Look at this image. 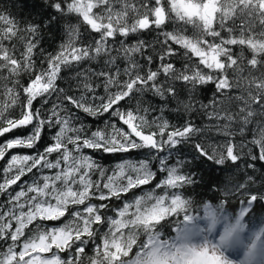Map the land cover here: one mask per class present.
Listing matches in <instances>:
<instances>
[{"label":"snow or ice","instance_id":"snow-or-ice-1","mask_svg":"<svg viewBox=\"0 0 264 264\" xmlns=\"http://www.w3.org/2000/svg\"><path fill=\"white\" fill-rule=\"evenodd\" d=\"M51 7L66 18L64 39L55 53L41 47V24L20 26L0 14V136L31 126L29 135L0 144V159L14 148H35L46 126L56 128L42 151L12 155L3 169L0 194L7 200L0 204V264H85L89 245L92 255L86 264H231L221 243L211 238L193 243L189 238L188 225L196 219L188 212L190 199L168 191L194 183L181 170L184 161L169 166L168 156L158 157L159 171L166 176L155 189L165 192L156 195L153 189L112 207L105 201L149 185L156 173L145 160L119 164L118 172L106 175L82 150L147 148L167 150L170 156L194 137L214 133L223 142L194 143L199 157L217 166L238 165L250 144L259 155L249 152L253 163L245 167L255 170L254 161L264 162V0H57ZM81 25L95 35L85 38ZM144 32L154 33L153 40L125 43ZM84 62H98L102 68L84 69ZM62 73L75 81V89L71 83L59 85ZM22 76L28 77L26 84ZM209 84L214 85L213 98L197 107L195 93ZM178 85L188 92L187 101L180 99ZM101 87L105 95L97 96ZM146 92L165 102L161 114L174 102L173 111L179 112L181 105L189 114L202 110L211 123L201 127L185 119L172 126L162 115L149 120V108L139 99ZM52 96L58 103L45 112ZM38 99L41 106L34 107ZM97 99L98 106L90 103ZM131 100L136 107L122 110L121 102ZM18 105L19 115H10ZM74 109L90 115L110 112L128 130L111 136L97 130L88 136L83 124L77 126ZM153 125L156 131H145ZM249 132L251 140L236 142L237 135ZM94 171L99 172L96 180ZM30 173L34 179L29 183L22 178ZM256 183L254 175L245 173L243 182L229 190L248 196L241 217L257 200L264 201V193L245 191ZM205 207L214 225L215 213ZM174 216L182 218L174 222L175 235L165 238L159 226ZM61 220L59 226L43 223Z\"/></svg>","mask_w":264,"mask_h":264},{"label":"trees","instance_id":"trees-1","mask_svg":"<svg viewBox=\"0 0 264 264\" xmlns=\"http://www.w3.org/2000/svg\"><path fill=\"white\" fill-rule=\"evenodd\" d=\"M57 2V0H0V14L9 16V18L14 19L20 26H25L29 23H37L42 25L41 29V47L50 53H55L58 49L60 43L64 39V25L66 23V18H62L60 14L56 13L55 10L51 7L52 3ZM53 16L56 17V20L52 21L47 27H43L46 21H49ZM72 23H77L76 18H72ZM172 26L169 25L168 29L171 30ZM81 31L84 32L85 38H89L90 35L94 36L95 34H89L84 31V26L81 25ZM154 33L144 32L139 33L135 36H131L125 40V43H135L137 39L153 40ZM247 55V52H246ZM37 61V64L40 63V53L37 50V55L34 57ZM181 61L177 60V67L181 66ZM155 66V65H154ZM153 66V67H154ZM84 69H96L100 70L102 65L98 62H84ZM63 79L58 81L61 87L67 88L69 84H72L73 89H75V81L71 80L67 73L61 74ZM21 83L26 84L28 77L22 76ZM99 83V81H96ZM180 91V99L187 101L188 92L184 89V86H177ZM214 85L209 84L197 90L195 93V99L199 103L208 104L209 101L213 98ZM78 94V93H77ZM97 96H104L105 93L103 88L96 89ZM142 101V107L149 108L147 113L149 120L153 117L161 116L163 119H166L170 122L172 126H180L183 124L185 119H192L197 126L203 127L206 124L211 123L202 110L192 112L191 114L184 112L183 106L180 107V111H173L172 109L176 108L177 105L174 102H169L168 106L164 108L163 113L161 114L158 110L164 105V101L160 100L158 97L153 95L151 92H146L139 97ZM21 101H23V95H21ZM53 103H58L55 96H52L49 100V104L44 106L45 112L51 108ZM94 105H99L100 100L90 101ZM41 100L34 102V107H40ZM121 109L125 110L127 108L136 107V101L131 100L127 102H121ZM156 109L157 111H153ZM19 105L15 109H11L9 114L12 116H18L20 112ZM211 110L210 108L208 109ZM73 112L78 118L76 121L77 126L83 124L85 128V134L90 136L92 132L101 130L106 135L111 136L116 134V130L124 129L127 131V125H124L122 121L119 120L117 116L111 115V113H103L97 115H90L84 113L81 110L74 109ZM115 125V128H113ZM157 129L153 125L151 128H146L145 131H156ZM31 132V126L22 127L13 130L10 133H6L4 136H0V144H4L7 140L14 137H25ZM56 132V128L45 127L41 140L36 144L35 148H14L8 151L4 159H0V182L3 178V169L6 167L8 160L12 155L15 154H34L37 151H42L44 147L49 145L52 142V137ZM251 132L247 133L245 136H236V142L239 144L241 140H251ZM224 140L223 137L217 136L214 133H206L203 137L196 136L191 142L182 144L177 149L171 151L169 156L168 151L162 153H156L155 150H150L147 148L140 149H131L127 152H115V153H106L102 149H92L84 148L82 150L83 155L89 156L96 164L104 169L106 175H113L118 172L119 169L117 165L126 163L131 165H138L141 161H149L151 169L156 173L155 179L149 184L144 185L139 188L131 190L126 195H122L120 200L113 198L111 201H105L109 203L112 207H117L120 205L122 200H131L135 196L146 193L150 190L155 189V185L166 176L165 172L159 171V159L158 157L168 156L167 164L169 166H179L180 161H184L182 172L191 174L193 177L194 183L191 185H185L182 188L170 189L169 194L176 192L181 194L187 199H190L188 205V212L190 215H194L196 219L193 223L188 225L189 234L200 233L204 230H207L211 227V231L221 230L222 233L226 229H232L236 227V221L241 220L243 224V230L237 232L236 235L239 236L242 240H253L257 235L260 236L259 243L264 245V201L257 200L252 210L244 215L240 216V209L246 206V201L248 196L242 193L231 194L229 190L233 189L234 185L239 182H243L245 173L248 175H254L257 179V183L252 185L249 189L245 190L253 193H264V162L259 161L258 159L254 161L256 168L255 170L251 168H246V163H253L247 155L249 152L255 155H259V150L254 145H247L244 148V157L238 162V165H233L231 162H227L223 166H217L213 162L208 161L203 157H199L195 152L192 145L196 142H203L205 146L209 143L213 145L222 143ZM57 154H53L55 156ZM47 171V170H45ZM126 173H131V169L126 168ZM99 176L98 171H94L93 180H96ZM29 183L34 179L33 174H28L22 178ZM15 188V186H13ZM18 190V189H16ZM165 192L164 188L155 189L156 195H161ZM225 193H229L225 195ZM7 200L6 195L0 194V204L4 203ZM226 200V205H222L221 201ZM92 203H100V201L93 200ZM244 202V203H242ZM209 206V209L215 213V223L213 225L212 219L206 215V207ZM108 214H113L109 212ZM182 217L174 216L167 218L165 221L161 222L159 230L164 233L165 238L172 237L175 235L174 227L175 221L180 220ZM63 221H46L43 222L48 227L59 226ZM210 231V232H211ZM0 245H3V242H0ZM61 255H64L63 253ZM92 255L91 245L87 249V255L85 256V264L87 256Z\"/></svg>","mask_w":264,"mask_h":264},{"label":"clouds","instance_id":"clouds-1","mask_svg":"<svg viewBox=\"0 0 264 264\" xmlns=\"http://www.w3.org/2000/svg\"><path fill=\"white\" fill-rule=\"evenodd\" d=\"M227 230L228 234L225 236L224 232L222 236H224L225 238L222 241L221 239L219 241V243H221L223 247H231L233 237L237 232H241L243 230V224L241 223V220L238 219L236 221V227ZM259 241L260 236L257 235L256 238L253 239L252 242L244 248L243 254L238 264H264V245H261Z\"/></svg>","mask_w":264,"mask_h":264},{"label":"rangeland","instance_id":"rangeland-1","mask_svg":"<svg viewBox=\"0 0 264 264\" xmlns=\"http://www.w3.org/2000/svg\"><path fill=\"white\" fill-rule=\"evenodd\" d=\"M221 230L218 231H209V229L204 230L203 232L189 234V238L193 243H200L204 238H211L214 242L219 243L220 237L223 235ZM252 240H242L239 236L235 235L233 237L231 247H223L222 251L224 254L232 261V264H238L244 248L250 244ZM262 245V244H261Z\"/></svg>","mask_w":264,"mask_h":264}]
</instances>
